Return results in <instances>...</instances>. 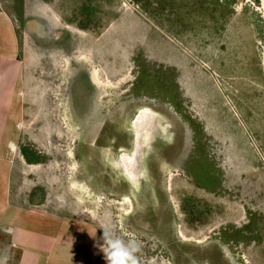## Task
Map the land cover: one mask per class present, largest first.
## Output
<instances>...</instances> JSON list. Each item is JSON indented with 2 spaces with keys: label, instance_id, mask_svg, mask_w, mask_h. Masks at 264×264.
Here are the masks:
<instances>
[{
  "label": "rangeland",
  "instance_id": "rangeland-1",
  "mask_svg": "<svg viewBox=\"0 0 264 264\" xmlns=\"http://www.w3.org/2000/svg\"><path fill=\"white\" fill-rule=\"evenodd\" d=\"M263 11L0 0L25 67L17 102L13 64H0V102L14 98L0 105V260L17 208L135 237L139 264H264ZM143 109L153 116L131 175L122 155Z\"/></svg>",
  "mask_w": 264,
  "mask_h": 264
},
{
  "label": "crops",
  "instance_id": "crops-1",
  "mask_svg": "<svg viewBox=\"0 0 264 264\" xmlns=\"http://www.w3.org/2000/svg\"><path fill=\"white\" fill-rule=\"evenodd\" d=\"M17 42L11 18L0 12V64H13V84L11 79L4 84L9 93L14 91L13 97L18 102V78L20 75L23 77L25 67L13 53ZM16 67L19 70H15ZM7 73L4 78L0 76V80L10 74ZM14 98L0 102L2 109L11 110ZM6 213L9 214L8 223L12 225V231L9 232L8 252L2 257L5 264L10 263L16 252L19 253L16 264H106L99 248L103 243L102 235L91 222L54 214L25 213L17 208H8Z\"/></svg>",
  "mask_w": 264,
  "mask_h": 264
},
{
  "label": "clouds",
  "instance_id": "clouds-1",
  "mask_svg": "<svg viewBox=\"0 0 264 264\" xmlns=\"http://www.w3.org/2000/svg\"><path fill=\"white\" fill-rule=\"evenodd\" d=\"M102 229L103 243L99 248L104 254L106 264H139L137 254L141 250V243L135 237L125 239L114 229L109 227ZM0 264H5V261L0 260Z\"/></svg>",
  "mask_w": 264,
  "mask_h": 264
},
{
  "label": "water",
  "instance_id": "water-1",
  "mask_svg": "<svg viewBox=\"0 0 264 264\" xmlns=\"http://www.w3.org/2000/svg\"><path fill=\"white\" fill-rule=\"evenodd\" d=\"M264 4V0H263ZM263 19H264V11H263ZM263 72H264V54H263ZM148 109L141 110L138 115L134 119L133 123V130H134V140H133V156L131 158L130 155L127 153H124L122 155V160L127 159L128 162L126 163L127 167L124 169L130 172L132 175L135 171L136 166H138L139 157L142 153L143 147H144V136L146 132V125L150 118H152L153 114ZM125 158V159H124ZM135 165V166H134Z\"/></svg>",
  "mask_w": 264,
  "mask_h": 264
},
{
  "label": "trees",
  "instance_id": "trees-1",
  "mask_svg": "<svg viewBox=\"0 0 264 264\" xmlns=\"http://www.w3.org/2000/svg\"><path fill=\"white\" fill-rule=\"evenodd\" d=\"M25 155H26V159H27L29 162H31L32 159L28 156V153H25Z\"/></svg>",
  "mask_w": 264,
  "mask_h": 264
}]
</instances>
